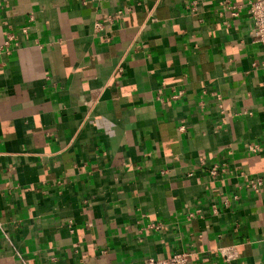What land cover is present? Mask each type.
<instances>
[{"label":"crops","instance_id":"obj_1","mask_svg":"<svg viewBox=\"0 0 264 264\" xmlns=\"http://www.w3.org/2000/svg\"><path fill=\"white\" fill-rule=\"evenodd\" d=\"M248 1L0 0V264H264Z\"/></svg>","mask_w":264,"mask_h":264},{"label":"built area","instance_id":"obj_2","mask_svg":"<svg viewBox=\"0 0 264 264\" xmlns=\"http://www.w3.org/2000/svg\"><path fill=\"white\" fill-rule=\"evenodd\" d=\"M228 8L231 10L232 15H237L240 7L233 4H228ZM246 13L251 21L252 33L254 40L264 48V0H251L245 6ZM108 20H112V16H108ZM100 23L96 22L95 27L99 28ZM26 31V29H23ZM14 46H17V42L13 35L7 34L3 40L0 50L6 54L10 53ZM119 69V68H118ZM182 94V91H173L172 97L178 98ZM219 107L221 103L219 102ZM183 126H180L182 129ZM251 151L255 150V146L249 147ZM224 171V168L220 164H213L208 168V173L211 176H215L218 172ZM247 184L253 192H259L264 185V176H251L247 178ZM193 216L192 213L188 214V219ZM220 252L225 256L227 261L234 259L235 250L223 248ZM146 264H189V253L186 251L175 252L165 258L149 257L146 260Z\"/></svg>","mask_w":264,"mask_h":264}]
</instances>
